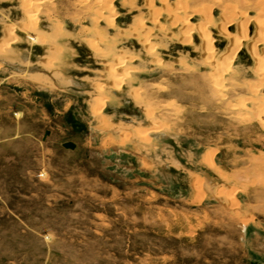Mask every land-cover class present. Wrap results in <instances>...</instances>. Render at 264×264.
<instances>
[{
    "label": "rangeland",
    "instance_id": "374dc122",
    "mask_svg": "<svg viewBox=\"0 0 264 264\" xmlns=\"http://www.w3.org/2000/svg\"><path fill=\"white\" fill-rule=\"evenodd\" d=\"M42 1L39 42L22 0H0V39L16 36L0 52V264H264V83L244 41L216 86L194 29L210 6L222 51V9L252 5L188 0L186 44L162 4L181 0H111L113 27L97 0ZM137 17L151 53L130 34ZM120 52L117 88L106 66Z\"/></svg>",
    "mask_w": 264,
    "mask_h": 264
},
{
    "label": "bare ground",
    "instance_id": "6f19581e",
    "mask_svg": "<svg viewBox=\"0 0 264 264\" xmlns=\"http://www.w3.org/2000/svg\"><path fill=\"white\" fill-rule=\"evenodd\" d=\"M103 1L104 0H102V1L97 0L95 2L96 6L94 9H95V12L97 14L96 16L101 17L103 11H108L111 14L107 18V22L111 27H113V23H112L113 8L111 5V0H105L104 2ZM41 2H43V1L42 0H22V5H23V8L25 10L24 12L26 13L28 21L25 22L24 24L21 23L22 28L20 27L21 29H23L29 33V37H32V39L38 40L39 42L46 40L47 35H45V33L43 34V32H41V33L37 32V31L32 32L31 28L35 24L34 22H35L36 15H37V8ZM150 2H151V0H148V4H147L148 6H150ZM193 2H191V3H193ZM243 2H246L250 5H252V7L255 9V15H249L247 12L248 9L246 10L245 8L243 9L242 7L237 6L238 3L236 5H234V3H233L232 6H230V4L228 3L229 5L226 4L225 7L222 9V13H221V14H223L222 22L218 25L217 29H219V34L222 37H224L226 39V41H228L227 46L222 51L221 50L219 51L218 49H216L215 45L213 47V38L207 32V29H209V28H206V27H209L208 25L212 22V17H211L210 11H209V14H208V12L206 13V11L209 10L210 6H204V7H206L205 11H204V9H203L204 7H203V3H202V5H201L202 7L198 6L197 7L198 9H196V12L200 11V10H203L202 12H205L203 17H205V15L207 14L206 15L207 20H204V22L201 20L202 22L201 21L200 22L203 23L202 25H197L200 23V22H198L196 24L198 27H196V28L194 27V29H195V31H196V29H198V31L200 32V36L202 39L201 40L202 46L205 50V52H203V51L202 52L205 53L204 54L205 58L209 61H212L213 64H211V65H213L214 68L217 69V71H215L214 75L211 77L212 80L211 79L210 80L218 87L223 85L222 81L224 78H222V77H224V76H222L221 73L232 70L231 69V63L234 60L237 53L239 52L240 48H242V44L244 41H246L249 53L251 54L252 58L255 61V65H254L255 71L254 72H256V74L259 76V78L262 81V84L264 83V0H254V1L253 0H243ZM173 3H174V7L173 6L171 7V6H169V4H165L164 2H162L163 6H164L163 9H165L167 11V13H169V15H173L172 16L173 20H171L172 23L170 22L172 24V27H175L177 25V23H179V21H181V23H182V27H181L182 37L180 36V38H183L182 40L185 41V43L187 44V42L190 40V37L193 35V31L189 27V21H188V19L192 17V14H190V13L188 14L186 12L187 14L185 17H183V14H185V11H187V8H188V6L191 5V3H190V5H188V0H185V1L181 0V1H179V4H177L178 1H177V3H175V1ZM230 3H232V2H230ZM206 4H209V3H206ZM222 4L224 6V3H222ZM161 13H162L161 10H159L155 13H153V11H152L153 16L150 17L151 18L150 21L157 22L158 21L157 17H159L161 15ZM194 13H195V11H194ZM181 15H182V17H181ZM169 18H171V17H169ZM236 19H240L236 22V29L234 30V32L228 31L227 28ZM135 20H136L135 21L136 23L134 22L135 24L132 26V30H131L130 34L132 37L138 39V41L140 43H142L143 46L146 47L147 51L149 53H151L153 50H155L156 44H154L153 42L152 43L149 42V40L151 39L150 38L151 35L149 33H147V30H148L147 26H145L146 29L144 28L143 19L137 17ZM170 23H168V25ZM253 23H254V30H253V33L251 34L249 28H250L251 24L253 25ZM158 26H159V24H158ZM5 29H6V34L8 33V35L6 38H4V39L2 38V40L0 39L1 40L0 41V52H2V53H3V51L4 52L9 51L10 45H12L16 41V36H12L11 38H8L9 35L10 36H11V34L13 35V27H5ZM168 29H169V27H168ZM98 31L95 30V32H94V33H96L95 35H97V37H96L97 40H93L91 38L90 40L88 39L87 43H88L89 47L95 53L100 54V56L107 57L110 54V51L108 49L106 50L105 48L99 47V44H102L106 41V37H104L101 34V32H98ZM168 31H170V30H168ZM169 34H170V32H169ZM6 39H8V40H6ZM259 43H262V45H263L262 49L260 50V52H262L260 55L257 53V50H256V47ZM116 58H117V61L114 63L108 64L106 66V68H108V76L114 78L115 82H118L117 88H119L123 84V82H125V81H123L124 78L122 75H124V76L127 75V74L125 75L124 73H122V72H127V70L124 71L125 67L122 69L119 67H121L129 58H131V56H129V55L127 56L123 53L121 54V52H120L117 54ZM104 60H105V58H104ZM157 63H158V61H157ZM215 69L212 68V70H215ZM120 70H123V71L121 72ZM120 72L122 74H120ZM258 84H259V82H258ZM112 85H113V83H112ZM115 86L116 85H114L113 88H115ZM117 88H116V90H117ZM254 104H256L258 106L263 105L264 104V98L259 99L258 102L257 103L255 102ZM262 113H263V117H264V111ZM149 114H150V112H149ZM107 121L108 120H106V123H107ZM106 125H105L106 127H108V125H111V127H113L111 123L106 124ZM152 126H151V129L156 128L153 124H152ZM106 127H105V129H106ZM149 131H151V130H149ZM143 133L144 132H142V136H141L142 138L145 137L143 135ZM140 135L141 134H139V136ZM142 138H140V139H142ZM208 162H209L208 164L211 165L210 160ZM193 185H194L195 190L197 189V191H199V193L196 191L197 194H200V189L198 186V179L197 178H195L193 180Z\"/></svg>",
    "mask_w": 264,
    "mask_h": 264
}]
</instances>
